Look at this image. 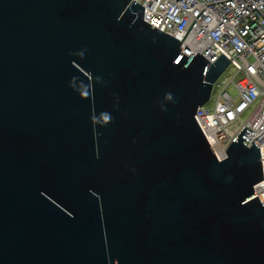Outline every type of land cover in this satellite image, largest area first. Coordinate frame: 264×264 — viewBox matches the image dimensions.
I'll list each match as a JSON object with an SVG mask.
<instances>
[{"label":"water","instance_id":"1","mask_svg":"<svg viewBox=\"0 0 264 264\" xmlns=\"http://www.w3.org/2000/svg\"><path fill=\"white\" fill-rule=\"evenodd\" d=\"M132 0H0V264H264L258 147L195 116L229 65Z\"/></svg>","mask_w":264,"mask_h":264},{"label":"built area","instance_id":"2","mask_svg":"<svg viewBox=\"0 0 264 264\" xmlns=\"http://www.w3.org/2000/svg\"><path fill=\"white\" fill-rule=\"evenodd\" d=\"M132 1L143 7L144 22L181 43L187 58L228 59L195 121L218 160L243 128L250 131L243 145L259 149L263 179L253 195L264 203V0Z\"/></svg>","mask_w":264,"mask_h":264},{"label":"rangeland","instance_id":"3","mask_svg":"<svg viewBox=\"0 0 264 264\" xmlns=\"http://www.w3.org/2000/svg\"><path fill=\"white\" fill-rule=\"evenodd\" d=\"M230 71L232 72V70H230ZM230 91H231V93H233V92H234V90H233L232 88L230 89Z\"/></svg>","mask_w":264,"mask_h":264}]
</instances>
